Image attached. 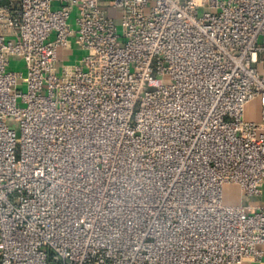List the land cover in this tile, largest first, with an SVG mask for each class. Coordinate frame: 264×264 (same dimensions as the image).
I'll return each mask as SVG.
<instances>
[{
  "label": "built area",
  "instance_id": "obj_1",
  "mask_svg": "<svg viewBox=\"0 0 264 264\" xmlns=\"http://www.w3.org/2000/svg\"><path fill=\"white\" fill-rule=\"evenodd\" d=\"M259 64L264 0H0V264H264Z\"/></svg>",
  "mask_w": 264,
  "mask_h": 264
},
{
  "label": "rangeland",
  "instance_id": "obj_2",
  "mask_svg": "<svg viewBox=\"0 0 264 264\" xmlns=\"http://www.w3.org/2000/svg\"><path fill=\"white\" fill-rule=\"evenodd\" d=\"M53 8L57 7V3L54 2ZM109 12L112 16H116L112 9H109ZM76 17H77V9L75 8L69 19V24L72 28L76 29ZM116 25L118 33L120 34L122 32V26L119 19H116ZM72 41V47L71 49L62 50L59 52L57 56V65H56V71L57 75L59 76L61 74V69L66 64H73L77 62L85 53L86 51L80 49L78 46L74 43V38H71ZM24 62L23 59L19 56H11L10 57V66L9 68L13 71L22 72L24 75V68H23ZM259 69L261 73L264 75V69L261 64H259ZM18 84H21V79L18 80ZM20 88L25 90L24 85H20ZM245 111V118H251L256 117L259 111V103L258 99L252 100L247 106ZM239 190L235 185H227L223 189V202L224 203H238L239 202ZM260 203L264 204V186L262 188V196L258 199ZM243 264H256L251 259H246Z\"/></svg>",
  "mask_w": 264,
  "mask_h": 264
},
{
  "label": "crops",
  "instance_id": "obj_3",
  "mask_svg": "<svg viewBox=\"0 0 264 264\" xmlns=\"http://www.w3.org/2000/svg\"><path fill=\"white\" fill-rule=\"evenodd\" d=\"M61 51H62V50H61ZM258 103H259V102H258ZM246 108H247V107H245V111H246ZM245 119H247V120H252V121H258V120L260 119V110L258 111V114H257L256 117L245 118ZM258 199H259V198L248 200V203H249V202H259ZM244 201L247 202V199H245Z\"/></svg>",
  "mask_w": 264,
  "mask_h": 264
}]
</instances>
